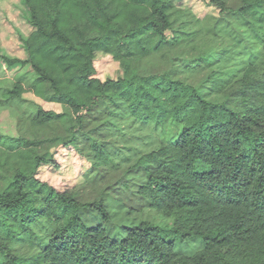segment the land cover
Masks as SVG:
<instances>
[{
	"label": "trees",
	"instance_id": "16d2710c",
	"mask_svg": "<svg viewBox=\"0 0 264 264\" xmlns=\"http://www.w3.org/2000/svg\"><path fill=\"white\" fill-rule=\"evenodd\" d=\"M22 1L33 28L26 59L0 51V62L28 65L37 79L27 88L15 82L4 96L22 101L29 92L62 106L56 113L35 105L29 124L62 126L66 138L57 143L76 148L86 121L123 105L126 124L107 120L99 129L114 137L132 130L134 138L123 140L138 146L114 151L92 137L97 174L90 181L108 184L105 192L120 189L113 190L120 202L118 194L128 191L157 221L126 227L119 239L103 224L86 225L82 209L108 222L103 201H82L40 180L42 166H55L52 155L39 153L34 141L0 135V264H264V0H240L237 9L263 47L253 61L238 45L205 50L212 38L182 0ZM211 2L222 14L231 11L224 0ZM200 33L206 43L197 41ZM96 54L110 56L121 75L96 77ZM155 54L182 74H210L195 84L173 70L141 72V61ZM169 122L180 132L166 143ZM117 171L115 188L109 176ZM189 238L200 239L202 249L177 251V240Z\"/></svg>",
	"mask_w": 264,
	"mask_h": 264
},
{
	"label": "rangeland",
	"instance_id": "374dc122",
	"mask_svg": "<svg viewBox=\"0 0 264 264\" xmlns=\"http://www.w3.org/2000/svg\"><path fill=\"white\" fill-rule=\"evenodd\" d=\"M231 11L224 14L218 6L214 5L211 0H182L181 7L187 8L202 23V28L209 35L210 43L202 44L204 49L217 45V48L229 46V44L238 45L247 60L253 61L262 53L263 47L251 40L250 33L247 29V22L237 12L240 0H224ZM190 28V27H189ZM194 30V28H191ZM33 30L29 25V12L22 0H0V51L12 57L26 59L23 47L24 41ZM209 38H205L201 33L197 37V41L207 42ZM205 42V43H206ZM238 43V44H236ZM0 62V106L2 104L10 107H1L0 109V135L10 137H21L29 141H34L39 153L49 152L52 155L55 166H42L38 172V178L47 182L57 190L71 189L82 201L91 202L93 200H102L105 210L109 214V220L103 223L101 216L90 210L82 209L79 214L86 225L92 226L103 224L107 235L114 239L123 236L124 229L137 225L142 220L157 221L156 214L150 210L146 203L129 195L128 191L119 193L117 198H121L120 202L114 196L113 190L104 191L108 184L97 183L92 184L90 181L97 172L92 169L90 144L92 137L100 142L99 144L108 145L111 150L119 151L125 148L136 150L137 143L129 140L125 145L123 137L127 141L134 133L132 130L123 132L120 136H112V132L101 130L99 126L107 120L122 127L126 124L128 113L123 105H119L116 111L109 117L106 115L98 116L90 122L86 121L85 132L87 135L83 137V144L78 148L64 146L57 143L59 139H65V128L60 125H51L45 128H35L29 124V119L35 114V105H40L46 110L56 113L63 111V107L54 103H45L34 97L31 93L23 94L22 101L17 99H6L4 94L11 90L13 84L20 81L27 88L33 83L37 76L28 65L21 68H7ZM96 69V77L100 80L116 79L121 75L119 64L112 60L108 55L96 54L94 59ZM170 67V66H169ZM141 72L146 74H155L160 71L173 70L176 77L189 79L192 82L199 83L210 74V71H202L190 75L189 69H185L186 74L180 72L181 67L167 68L161 66L160 58L155 54L151 57L143 59L140 63ZM211 70V69H210ZM103 110L97 111L98 115ZM104 112V111H103ZM104 114V113H103ZM147 131V130H146ZM84 132V133H85ZM180 132V126L176 123L169 122L162 129L161 139L163 142H174ZM130 133V134H128ZM115 135V134H114ZM147 137V133H143ZM104 145V146H105ZM127 146V147H126ZM130 146V147H128ZM141 146V145H140ZM123 153H126L125 151ZM122 177V172L117 171L110 174L111 183H115ZM110 183V184H111ZM2 184L0 182V189ZM120 192V189L117 190ZM119 201V202H118ZM133 210V211H132ZM141 210V211H139ZM203 243L198 238H189L186 240H177L176 249L182 254L192 255L202 249ZM0 256V262L2 261Z\"/></svg>",
	"mask_w": 264,
	"mask_h": 264
},
{
	"label": "crops",
	"instance_id": "0c3cea01",
	"mask_svg": "<svg viewBox=\"0 0 264 264\" xmlns=\"http://www.w3.org/2000/svg\"><path fill=\"white\" fill-rule=\"evenodd\" d=\"M4 67H6L4 64H2ZM0 109H1V107H0Z\"/></svg>",
	"mask_w": 264,
	"mask_h": 264
}]
</instances>
